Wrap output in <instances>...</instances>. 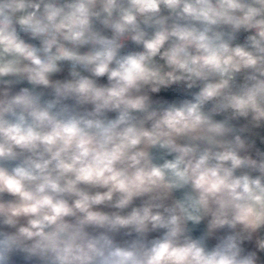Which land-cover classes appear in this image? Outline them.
Listing matches in <instances>:
<instances>
[{
  "label": "clouds",
  "instance_id": "1",
  "mask_svg": "<svg viewBox=\"0 0 264 264\" xmlns=\"http://www.w3.org/2000/svg\"><path fill=\"white\" fill-rule=\"evenodd\" d=\"M0 264H264V0H0Z\"/></svg>",
  "mask_w": 264,
  "mask_h": 264
}]
</instances>
